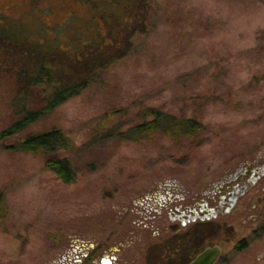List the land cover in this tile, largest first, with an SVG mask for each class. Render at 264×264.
Instances as JSON below:
<instances>
[{"label": "rangeland", "instance_id": "rangeland-1", "mask_svg": "<svg viewBox=\"0 0 264 264\" xmlns=\"http://www.w3.org/2000/svg\"><path fill=\"white\" fill-rule=\"evenodd\" d=\"M154 2L146 32L119 60L0 142V264H162L165 246L208 222L215 232L186 264L216 245L215 264H264V0ZM93 13L87 0H0V15L23 24L31 42L60 35L67 53L76 35L95 37ZM7 64L0 60V131L17 119L22 95ZM44 92L29 104L40 107ZM151 109L195 117L204 130L183 140L131 136ZM52 128L74 144L63 153L72 182L44 155L10 148Z\"/></svg>", "mask_w": 264, "mask_h": 264}, {"label": "trees", "instance_id": "trees-1", "mask_svg": "<svg viewBox=\"0 0 264 264\" xmlns=\"http://www.w3.org/2000/svg\"><path fill=\"white\" fill-rule=\"evenodd\" d=\"M87 1L94 9L89 24L95 29V37L83 42L76 35V49L71 53H67L68 48L63 47L60 35L51 41L31 42L23 24L0 15V60L4 58L8 62L4 70L14 73L20 84L18 95L22 94L13 103L17 119L0 131V142L21 134L89 87L99 70L109 68L119 60L130 41L133 42L136 35L146 32L145 27L155 3V0ZM36 89L47 91L46 94L44 92L40 107H32L28 102ZM144 116V121L130 130L131 136L135 133L161 132L183 140L186 137H198L205 127L195 117L177 116L162 109H151ZM10 148L42 154L46 157V167L63 181L69 183L75 178L71 160L63 154L73 153L74 144L61 128L29 133ZM5 209L0 192V218L4 216ZM213 224H204L210 229L207 231L197 228L192 231L188 227L179 240L163 248L160 254L163 258L158 259L159 263L168 264L173 260L176 264H186L188 257L205 245L206 233L215 232ZM201 241L202 244H199ZM247 243L244 240L236 248L242 250L247 247ZM170 257L172 260L167 259Z\"/></svg>", "mask_w": 264, "mask_h": 264}, {"label": "water", "instance_id": "water-1", "mask_svg": "<svg viewBox=\"0 0 264 264\" xmlns=\"http://www.w3.org/2000/svg\"><path fill=\"white\" fill-rule=\"evenodd\" d=\"M221 256L220 246L208 247L200 252L189 264H215ZM103 264H112L110 260H103Z\"/></svg>", "mask_w": 264, "mask_h": 264}]
</instances>
